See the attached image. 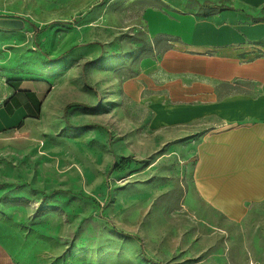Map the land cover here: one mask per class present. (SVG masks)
I'll use <instances>...</instances> for the list:
<instances>
[{
	"label": "rangeland",
	"instance_id": "1",
	"mask_svg": "<svg viewBox=\"0 0 264 264\" xmlns=\"http://www.w3.org/2000/svg\"><path fill=\"white\" fill-rule=\"evenodd\" d=\"M146 5L0 0V100L15 79L50 80L52 93L0 134V240L18 264H264V203L229 222L194 196L188 161L166 145L176 132L150 130L126 100L70 96L87 63L145 43ZM91 45L98 56L82 53Z\"/></svg>",
	"mask_w": 264,
	"mask_h": 264
},
{
	"label": "crops",
	"instance_id": "2",
	"mask_svg": "<svg viewBox=\"0 0 264 264\" xmlns=\"http://www.w3.org/2000/svg\"><path fill=\"white\" fill-rule=\"evenodd\" d=\"M142 21L145 43L125 59L87 63L70 96L126 100L150 130L176 132L166 145L188 161L194 196L229 222L252 217L264 203V0H147ZM82 53L99 55L92 45ZM50 85H6L0 134L34 118ZM0 264H18L1 240Z\"/></svg>",
	"mask_w": 264,
	"mask_h": 264
},
{
	"label": "water",
	"instance_id": "3",
	"mask_svg": "<svg viewBox=\"0 0 264 264\" xmlns=\"http://www.w3.org/2000/svg\"><path fill=\"white\" fill-rule=\"evenodd\" d=\"M0 23H2V22H0ZM4 24V26L5 27H8V28H15V27H17V26H22V22L21 21H12V20H7V21H4L3 22Z\"/></svg>",
	"mask_w": 264,
	"mask_h": 264
},
{
	"label": "trees",
	"instance_id": "4",
	"mask_svg": "<svg viewBox=\"0 0 264 264\" xmlns=\"http://www.w3.org/2000/svg\"><path fill=\"white\" fill-rule=\"evenodd\" d=\"M64 111H65V110H64ZM37 112H38V109H36V114H37ZM36 114H35V115H36ZM34 117H35V116H34Z\"/></svg>",
	"mask_w": 264,
	"mask_h": 264
}]
</instances>
